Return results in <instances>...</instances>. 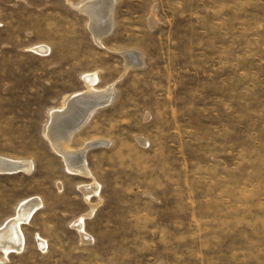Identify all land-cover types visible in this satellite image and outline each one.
Here are the masks:
<instances>
[{"label":"rangeland","instance_id":"374dc122","mask_svg":"<svg viewBox=\"0 0 264 264\" xmlns=\"http://www.w3.org/2000/svg\"><path fill=\"white\" fill-rule=\"evenodd\" d=\"M88 74L114 91L69 142L92 176L46 134ZM0 156L31 163L0 228L38 200L0 264H264V0H0Z\"/></svg>","mask_w":264,"mask_h":264},{"label":"bare ground","instance_id":"6f19581e","mask_svg":"<svg viewBox=\"0 0 264 264\" xmlns=\"http://www.w3.org/2000/svg\"><path fill=\"white\" fill-rule=\"evenodd\" d=\"M89 6L91 23L93 24L96 35L98 38H101V36L108 32L112 27L113 21L111 8L113 5L111 4V1H109L107 3H92ZM125 55L129 57L132 65L139 63L140 58L142 57L140 53L135 51H128ZM96 79L97 76L95 74L86 75L85 91L77 92L68 96L63 100L60 107L51 109L49 111L50 122L46 129V134L50 143L54 149L62 155L68 167L76 172L86 174L88 176L92 175L86 165L84 151L87 147L95 145L98 142L91 141L85 143L79 150H75L77 154L74 156L70 155L73 150L69 146V142L71 136L85 123H87L86 121L90 115L95 112L94 110L98 106L107 103L112 96V92H114L112 91L111 86L107 89L95 88L93 84ZM53 130L55 131V134L53 133ZM101 142L103 141H100V143ZM71 161H74L75 165H73ZM19 169L29 171L31 169V163L24 159H13L0 156V171H16ZM83 192L86 199H88L91 194L97 193V185L95 183L88 185L83 188ZM37 204L38 200H34L32 198L25 202H20V204L16 207L15 214L0 228V248L3 250L2 258H5V254L9 249L18 251V249L22 247L24 239L23 234L20 231L19 223L21 220L27 219L28 215L37 206ZM81 223L82 222L80 221L78 222L77 227L79 229H81Z\"/></svg>","mask_w":264,"mask_h":264}]
</instances>
